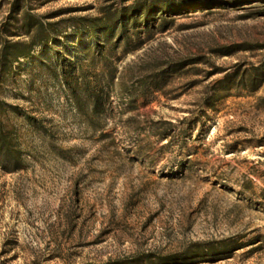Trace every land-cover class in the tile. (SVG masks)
<instances>
[{
	"label": "rangeland",
	"instance_id": "1",
	"mask_svg": "<svg viewBox=\"0 0 264 264\" xmlns=\"http://www.w3.org/2000/svg\"><path fill=\"white\" fill-rule=\"evenodd\" d=\"M0 264H264V0H0Z\"/></svg>",
	"mask_w": 264,
	"mask_h": 264
}]
</instances>
